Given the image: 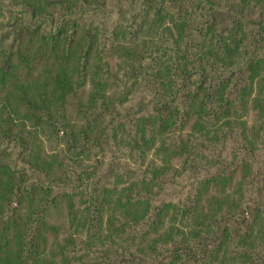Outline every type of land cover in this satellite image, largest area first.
Returning a JSON list of instances; mask_svg holds the SVG:
<instances>
[{
  "label": "trees",
  "instance_id": "trees-1",
  "mask_svg": "<svg viewBox=\"0 0 264 264\" xmlns=\"http://www.w3.org/2000/svg\"><path fill=\"white\" fill-rule=\"evenodd\" d=\"M253 111L264 0H0V264H264Z\"/></svg>",
  "mask_w": 264,
  "mask_h": 264
},
{
  "label": "rangeland",
  "instance_id": "rangeland-1",
  "mask_svg": "<svg viewBox=\"0 0 264 264\" xmlns=\"http://www.w3.org/2000/svg\"><path fill=\"white\" fill-rule=\"evenodd\" d=\"M111 6H113V5H111ZM110 8H112V7H110ZM94 13H95L96 16H101V15L103 14V13L101 12V10H100V11H99V10H96ZM247 121H248L249 124H251L252 126L258 127V126L261 125V123H263V121H264V114H262V113H260V112H258V111H253V112H251L250 114H248V116H247ZM237 186H238V185H234L233 189L228 190V191H230L229 193L232 194V195H236V196H238V192L236 191ZM218 193H219V195L216 194V196H217L218 198H220L222 195H227L226 191H219ZM236 196H234V197H236ZM107 215H108V214H107ZM164 222H165L167 225L169 224V222H170V215L166 216V218L164 219ZM66 230H67V232H62L61 235H60V239H62V241H63V239H64L65 237H67L70 233H72L71 229H66ZM162 230H163V229H162ZM72 237H73V238H74V237L77 238V237H79V234H77V232H75V233L73 232V233H72Z\"/></svg>",
  "mask_w": 264,
  "mask_h": 264
}]
</instances>
